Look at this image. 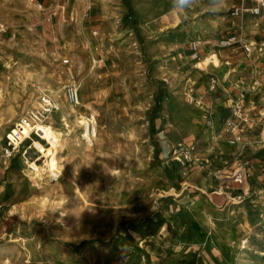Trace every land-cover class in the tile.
I'll use <instances>...</instances> for the list:
<instances>
[{"label": "rangeland", "instance_id": "obj_1", "mask_svg": "<svg viewBox=\"0 0 264 264\" xmlns=\"http://www.w3.org/2000/svg\"><path fill=\"white\" fill-rule=\"evenodd\" d=\"M214 1L229 18L242 0ZM163 2L161 14L147 18ZM199 2L0 0V264H159L158 247L180 239L186 226L179 229L178 217L170 216L176 185L159 158L164 138L157 129L175 117L186 133H200L210 116L189 100L198 98L192 78L219 64L216 52L224 46L214 45L210 57L195 58L188 70L170 68L172 54L193 53L186 41L194 21L214 14L194 13ZM226 35L219 30L215 40ZM73 85L84 105L80 120L94 114L98 124L85 157L70 155L57 139V130L72 138L77 131L88 146L85 124L75 126L80 115L63 112V101L65 109L74 104ZM44 93L59 103L44 122L51 125L43 127L48 140L32 135L26 158H7L6 134L21 117L42 110ZM177 158L188 164L191 154ZM53 169L62 172L56 182ZM229 187L235 192L241 182ZM244 191L236 202L250 195L239 204L225 264H264V184ZM13 215L24 223L8 233L4 222Z\"/></svg>", "mask_w": 264, "mask_h": 264}, {"label": "crops", "instance_id": "obj_2", "mask_svg": "<svg viewBox=\"0 0 264 264\" xmlns=\"http://www.w3.org/2000/svg\"><path fill=\"white\" fill-rule=\"evenodd\" d=\"M245 4L251 8L256 2L248 0ZM162 7L164 2L151 7L147 18L159 16ZM212 9L213 16L205 15L200 22L194 21L191 32L194 36L186 41L192 50V44L199 42L198 51L193 50L190 55L172 54L170 68L182 72L193 66L190 61L195 58L210 57L214 45L220 46L222 38L215 40L219 30L227 31L225 38L237 35L238 42L217 49L219 64L208 65L192 78L197 80L194 92L198 98H194L199 100L192 104L210 114L208 120L200 122L203 131L186 133L175 117L164 123L162 119L158 125V135L164 138L159 158L176 185L170 216L178 217L179 229L186 226V230L179 231L180 239L158 247L159 264H225V255L235 238L231 230L239 219L237 212L242 209L239 204L250 195L248 192L242 195L244 199L238 203V194H245V188L251 184H264V7L261 14L245 13L236 21L229 12V18L222 17V6L214 0H200L193 12L204 10L207 14ZM240 42H254V50L245 52ZM213 77L217 80L216 87L210 91ZM238 107L247 121L234 114ZM228 120L235 129L228 125ZM212 135L216 138L214 143L210 141ZM195 141L198 144L194 145ZM186 151L191 154L188 164L178 162L177 154ZM240 172L241 187L231 192L229 184L236 182ZM183 203L188 204L186 210H182ZM180 217H184L182 221ZM197 225L200 231L193 228ZM175 231L178 232L177 228ZM159 235L160 239L166 237ZM145 255L154 260L149 250Z\"/></svg>", "mask_w": 264, "mask_h": 264}, {"label": "built area", "instance_id": "obj_3", "mask_svg": "<svg viewBox=\"0 0 264 264\" xmlns=\"http://www.w3.org/2000/svg\"><path fill=\"white\" fill-rule=\"evenodd\" d=\"M34 1V0H32ZM256 5L249 8L245 4V0H242L241 3L235 4L229 11L230 16L233 18L234 21H236L237 18L241 17L245 13H251L254 15H259L262 13L263 7H264V0H255ZM238 42L237 35H232L228 38L222 39L219 42L220 46L229 47ZM244 51L247 53H250L254 50V42H240ZM200 46L199 42H195L192 44V48L195 52L198 51V48ZM68 62V60H66ZM216 78L213 77L211 80V84L209 87V90L212 91L216 87ZM68 96L69 99L74 104H79L80 102V94L79 89L76 85H73L69 87L68 89ZM42 100V110L40 112H32L28 116H24V118H20L13 127L10 129V131L6 134V143L4 146V154L7 158H15L17 155H21L24 158H26V154L28 153V149L32 146H28V149H26V139H32V135H37L38 137L42 138L39 130H38V123H44L48 122L53 113H55L58 108V103L50 97L48 94L44 93L41 97ZM190 101L199 103V100L194 98L193 96H190ZM242 110L240 107L237 108V110L234 112L236 116H238L243 121H247V118L244 117L242 114ZM31 125L29 134L26 135L24 132L26 125ZM228 125L232 126V129H235L236 126L232 123V121L228 120ZM98 133V124L97 120L94 114H90L89 117H87V122L85 124L83 133H82V139L84 143L88 145H93L94 140L97 137ZM43 139V138H42ZM33 140V139H32ZM34 142V141H33ZM62 172L59 169L54 170L52 172L51 177L52 181L56 182L61 178ZM236 182H242V175L241 172L236 176L235 178Z\"/></svg>", "mask_w": 264, "mask_h": 264}, {"label": "bare ground", "instance_id": "obj_4", "mask_svg": "<svg viewBox=\"0 0 264 264\" xmlns=\"http://www.w3.org/2000/svg\"><path fill=\"white\" fill-rule=\"evenodd\" d=\"M77 86V85H76ZM62 105H63V112L64 111H68L70 114L71 113H74V114H76L77 116L78 115H80V116H78L76 119H75V126L77 125V126H79L80 127V125H83V124H86V122H87V120H80V118H82V117H84V116H82L83 114H82V111H81V109H82V107L84 106L83 105V103L80 101L79 102V104H70V106H69V109H65V106L67 105L64 101L62 102ZM67 107V106H66ZM79 107V108H78ZM91 107V106H90ZM58 108H59V103H58ZM21 118H24V117H21ZM17 122V121H16ZM37 126H38V130H39V132H40V134H41V136H42V138L45 140L46 138L44 137L45 136V132H44V130H43V127H46V126H50L51 127V125H49V124H45V123H38L37 124ZM30 128H31V125L29 124L28 126L26 125V127H25V130H24V132L26 133V135L27 134H29V132H30ZM74 131V130H73ZM57 139L59 140L58 141V144H59V146L61 147V148H66L67 149V151L69 152V154L70 155H72V156H74V157H77V156H87L88 155V152H89V149H91L90 147L92 146V145H88V146H82V144H81V142H80V136L78 135V133H77V131H75L76 132V138H72V136L71 137H69L70 136V134H63L62 132H60V131H58L57 130ZM97 134H99V133H97ZM46 140H48V139H46ZM40 142V141H39ZM84 147V148H83ZM82 159H84V158H82ZM32 168H34L35 170H38V165L37 164H35V163H33V166H32ZM54 170H56V169H53L52 171H51V174H52V172H54ZM36 172H38V171H36ZM41 175H39V177H40ZM16 206V205H15ZM18 210V209H17ZM24 238V237H23ZM243 244L245 243H247V241H243L242 242Z\"/></svg>", "mask_w": 264, "mask_h": 264}, {"label": "trees", "instance_id": "obj_5", "mask_svg": "<svg viewBox=\"0 0 264 264\" xmlns=\"http://www.w3.org/2000/svg\"><path fill=\"white\" fill-rule=\"evenodd\" d=\"M13 166H16L15 162L13 164ZM6 228H7V232L11 233L12 232V228L14 227V225H16L17 223H21L23 224V221H20L15 215L11 216L8 220H6L5 222ZM85 244V242H82L78 248H81L83 245Z\"/></svg>", "mask_w": 264, "mask_h": 264}, {"label": "clouds", "instance_id": "obj_6", "mask_svg": "<svg viewBox=\"0 0 264 264\" xmlns=\"http://www.w3.org/2000/svg\"><path fill=\"white\" fill-rule=\"evenodd\" d=\"M182 2H183V3H188V2H189V0H182Z\"/></svg>", "mask_w": 264, "mask_h": 264}]
</instances>
